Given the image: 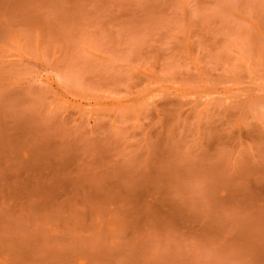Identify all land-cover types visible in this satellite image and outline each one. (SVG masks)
Here are the masks:
<instances>
[{
    "label": "rangeland",
    "instance_id": "374dc122",
    "mask_svg": "<svg viewBox=\"0 0 264 264\" xmlns=\"http://www.w3.org/2000/svg\"><path fill=\"white\" fill-rule=\"evenodd\" d=\"M0 264H264V0H0Z\"/></svg>",
    "mask_w": 264,
    "mask_h": 264
},
{
    "label": "bare ground",
    "instance_id": "6f19581e",
    "mask_svg": "<svg viewBox=\"0 0 264 264\" xmlns=\"http://www.w3.org/2000/svg\"><path fill=\"white\" fill-rule=\"evenodd\" d=\"M164 101H165V100H164ZM166 101H168V102H163V105L166 104V105H164V106H166L165 110H169V111H171L169 108L167 109V105H168V104H171V102H173V100L170 101V99H169V100H166ZM205 102H206V101H205ZM198 103H199V102H197V104H198ZM203 103H204V102H203ZM154 104L156 105V103H154ZM158 105H159V103H157V106H158ZM160 105H162V103H160ZM160 105H159L157 108L160 107L159 110L162 111L161 108H163V110H164V106H163V105L160 106ZM204 105H205V104H204ZM208 105H209V104H208ZM193 106L195 107V106H196V103H194ZM193 106H191V107H193ZM194 107H193V108H194ZM201 107H202V106H201ZM201 107H200V109H202ZM207 107H208V106L205 105L204 108L207 110V109H209V107H208V108H207ZM204 108H203L202 112L205 110ZM178 109H180V108H177V109H176V112H177V113H178V111H177ZM191 109H192V108H190V110L187 111L188 114H186L187 112H186V111H183V110L179 112L180 115H179V113H178L177 116H178V118L181 120V123H183V122H182V121H183V117H182V114H181V113H184V112H186V113H185L186 118H185V121H184V122L187 121L186 123H189V121L186 120V119H188V117H190V115L192 114V113H191V112H192ZM195 109H196V107H195ZM214 110H215V109H214ZM190 111H191V112H190ZM194 111H195V112L197 111V114L199 115V109H196V110H194ZM226 111H228V110H226ZM171 112H172V111H171ZM176 112H175V114H176ZM229 112H230V111H228V114H229ZM225 113L227 114V112H225ZM217 114H218V113H217ZM228 114H227V116H230V114H229V115H228ZM185 115H183V116L185 117ZM180 116H181V118H180ZM191 116H192V115H191ZM224 117H225V116H224ZM219 118H220V117H219ZM219 118H218V121H219ZM180 120H179V122H180ZM215 120H216V119H215ZM215 120H214V121H215ZM218 121L216 120V123H217V124L220 123V121H219V122H218ZM176 124L178 125L177 122H176ZM220 124H221V123H220ZM170 148H172V147H170ZM170 148H169V150L167 149V150L169 151V152L167 151V152H168L167 155H168L169 153H172V152L175 153V152H176V151H175V150H176V147H174V148H175L174 151H172L173 148H172L171 150H170ZM171 151H172V152H171ZM147 154L149 155V153H147ZM171 159H172V158H171ZM171 159L169 160L170 162H172ZM205 160H206V157H205V155H204L203 152H202V153H198V154H197L196 158L194 159V162H195L196 164L200 165V164H202ZM173 163H174V162H173ZM145 165H147L146 162H145ZM168 165H170V166H173V165H174V166H175V168H172V167L170 168V169H172V171H173V169L175 170L176 167H177V164H171V163H169ZM170 166H169V167H170ZM170 169H169V170H170ZM170 171H171V170H170ZM230 175H231V174H230ZM217 176H221L222 178H224V177H223V174H221V175L218 174ZM215 177H216V176H214V177L211 176V178L209 177V178H208L209 180H208V179H207V180L210 181V182H212V181L214 180ZM198 179H200V178H198ZM202 179H204V178H202ZM205 179H206V178H205ZM211 179H212V181H211ZM200 180H201V179H200ZM215 182H218V181H216V179H215Z\"/></svg>",
    "mask_w": 264,
    "mask_h": 264
}]
</instances>
